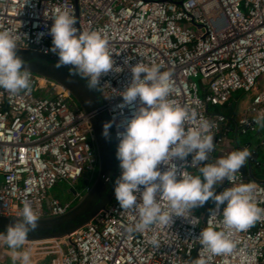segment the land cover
<instances>
[{
    "label": "built area",
    "instance_id": "1",
    "mask_svg": "<svg viewBox=\"0 0 264 264\" xmlns=\"http://www.w3.org/2000/svg\"><path fill=\"white\" fill-rule=\"evenodd\" d=\"M57 10L71 12L78 31H101L114 67L123 69L102 76L99 89L111 119L115 116V132L124 116L131 115L127 108L121 115L116 107L122 102L119 92L131 81V66L140 61L170 70L169 99L197 107L215 123L216 148L210 160L226 143L228 123L225 115L210 108L227 105L238 92L253 94L237 129L248 135L260 125L256 117L264 113V0H0V31H8L20 50L56 55L49 51V30ZM31 81L30 91L11 94L0 89V216L22 218L24 201L31 202L39 218L64 215L71 205L50 197L51 191L60 183L75 185L98 170L89 116L62 85L33 73ZM248 182L240 170L217 192ZM252 182L255 199L264 207V184ZM214 209L213 201L191 211L195 225L174 217L168 226L129 233L126 228L137 214L121 209L114 198L72 235L27 245L33 264H192L209 255L197 238L202 228L221 219L211 216ZM153 236L160 241L158 248L149 243ZM232 239V252L211 256L209 264H264V219L247 231L234 232ZM0 241V264H12L10 249Z\"/></svg>",
    "mask_w": 264,
    "mask_h": 264
},
{
    "label": "clouds",
    "instance_id": "2",
    "mask_svg": "<svg viewBox=\"0 0 264 264\" xmlns=\"http://www.w3.org/2000/svg\"><path fill=\"white\" fill-rule=\"evenodd\" d=\"M52 20L49 51L58 56L57 68L72 66L70 75L85 80L90 90H99L101 77L110 71L123 70L114 67L108 40L101 31H78L77 21L68 10H57ZM17 49L15 38L6 30L0 31V89L11 94L30 91L32 83L31 71L17 55ZM163 67L156 62L136 63L131 66L130 83L119 92L122 102L116 107L121 115L125 108L131 115L124 116L116 126L120 175L115 180L114 195L121 209L134 210L137 214V220L126 228L129 233L168 226L173 224L174 217H184L195 225L190 212L210 199L214 201L211 216L219 215L221 219L215 226L202 228L197 238L209 255L192 262L209 264L211 256L232 252L234 232L247 231L264 219V207L255 199L253 182L216 191L225 180L234 181L251 153L248 148H242L210 160L216 148L215 123L202 116L197 107L169 99L173 92L172 74L170 70H162ZM256 122L264 126V113L256 117ZM114 123L115 116L104 123L102 134L106 139L111 138ZM161 165L166 167L162 169ZM189 169H195V174ZM21 217L0 231V239L11 251L12 264H33L27 240L29 233L39 226V214L31 202L24 201ZM149 243L160 246L155 236Z\"/></svg>",
    "mask_w": 264,
    "mask_h": 264
},
{
    "label": "water",
    "instance_id": "3",
    "mask_svg": "<svg viewBox=\"0 0 264 264\" xmlns=\"http://www.w3.org/2000/svg\"><path fill=\"white\" fill-rule=\"evenodd\" d=\"M19 55L31 73L48 78L62 85L74 98L80 109L89 116L94 134V144L98 157V172L95 180L83 193L78 194L73 188L71 192L78 196L77 203L61 216L39 218L38 228L29 233L27 242L62 239L84 228L94 218L105 211L113 202L115 180L120 175L119 161L116 158L118 140L114 124L110 129L111 138L103 136V125L111 121L106 109V99L99 90H90L86 81L79 76L70 75V65L57 68V55L46 54L35 50L17 49ZM252 158V157H251ZM253 160L258 162V156ZM244 175L251 181L264 184V170L254 175L249 169H243ZM21 218L0 216V231L14 224Z\"/></svg>",
    "mask_w": 264,
    "mask_h": 264
},
{
    "label": "crops",
    "instance_id": "4",
    "mask_svg": "<svg viewBox=\"0 0 264 264\" xmlns=\"http://www.w3.org/2000/svg\"><path fill=\"white\" fill-rule=\"evenodd\" d=\"M253 96V94L238 92L233 95L227 105L217 108V112L215 113H221L228 119V123L224 128L226 143L212 155L211 160H215L220 156H226V154L233 150L248 148L251 155L241 171L243 172V169H250L254 175H259L264 170V159L261 163L259 162L262 157L264 158V126L259 125L254 132L248 135H240L237 129L238 121L247 113ZM256 155L258 156V162L253 160V157ZM246 178L248 181H251L247 176ZM221 185L216 187V191H218ZM212 202L210 199L208 204H212Z\"/></svg>",
    "mask_w": 264,
    "mask_h": 264
},
{
    "label": "rangeland",
    "instance_id": "5",
    "mask_svg": "<svg viewBox=\"0 0 264 264\" xmlns=\"http://www.w3.org/2000/svg\"><path fill=\"white\" fill-rule=\"evenodd\" d=\"M263 159L264 158L262 157L259 162L261 163L263 161ZM97 172H98V170H96V172H94V174L91 175L93 177L88 176L87 179L89 181L93 179V181H94L96 176H97ZM75 186H76V184L72 185L70 183H60L51 191L50 197H55V198H59L62 201H66L71 205V207H73L78 201V196H74V194L71 193V189L75 188ZM1 242L2 241H0V247H1ZM45 264H48V263H45Z\"/></svg>",
    "mask_w": 264,
    "mask_h": 264
},
{
    "label": "trees",
    "instance_id": "6",
    "mask_svg": "<svg viewBox=\"0 0 264 264\" xmlns=\"http://www.w3.org/2000/svg\"><path fill=\"white\" fill-rule=\"evenodd\" d=\"M212 112H217V108H210ZM88 176H85L83 178H81L80 180H78V182L76 183L75 188H73L78 194H83L88 188L89 186L93 183V179L92 180H88L87 179ZM72 193V192H71ZM62 202H66V201H62Z\"/></svg>",
    "mask_w": 264,
    "mask_h": 264
},
{
    "label": "bare ground",
    "instance_id": "7",
    "mask_svg": "<svg viewBox=\"0 0 264 264\" xmlns=\"http://www.w3.org/2000/svg\"><path fill=\"white\" fill-rule=\"evenodd\" d=\"M0 256H1V253H0Z\"/></svg>",
    "mask_w": 264,
    "mask_h": 264
}]
</instances>
